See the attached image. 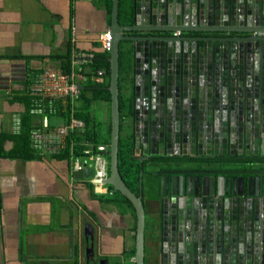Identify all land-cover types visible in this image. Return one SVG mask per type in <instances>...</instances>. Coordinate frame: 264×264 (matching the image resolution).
Here are the masks:
<instances>
[{
  "label": "water",
  "instance_id": "95a60500",
  "mask_svg": "<svg viewBox=\"0 0 264 264\" xmlns=\"http://www.w3.org/2000/svg\"><path fill=\"white\" fill-rule=\"evenodd\" d=\"M120 3L109 29L105 184L134 210L133 263L146 264L150 175L153 264H264V0H133L130 24ZM121 47L132 59L123 121L142 167L138 195L119 172ZM93 237L87 227L88 257L107 264L93 259Z\"/></svg>",
  "mask_w": 264,
  "mask_h": 264
},
{
  "label": "crops",
  "instance_id": "0c3cea01",
  "mask_svg": "<svg viewBox=\"0 0 264 264\" xmlns=\"http://www.w3.org/2000/svg\"><path fill=\"white\" fill-rule=\"evenodd\" d=\"M111 12L110 0H0V264H92L87 227L94 236L96 262L134 264L135 215L127 206L101 201L98 196L109 194L107 185L95 188L73 169L76 159L47 157L32 142L38 159L9 158L21 141L24 119L31 115L33 127L41 119L35 112L45 100L37 93L41 73L50 67L71 73L74 68L66 72L64 66L69 52L72 61L76 53L94 57L104 51L101 39L110 29ZM130 56L123 65L125 86L132 71ZM91 64L78 68L87 77L80 84L85 89L105 82V76L95 81L97 72L105 70H93ZM63 108L59 116L50 114L54 125L68 121L63 114L68 104ZM122 122L121 135L127 139ZM89 167L96 174L93 164ZM100 170L108 178V169ZM143 180L146 264H153L158 182L150 175Z\"/></svg>",
  "mask_w": 264,
  "mask_h": 264
},
{
  "label": "trees",
  "instance_id": "16d2710c",
  "mask_svg": "<svg viewBox=\"0 0 264 264\" xmlns=\"http://www.w3.org/2000/svg\"><path fill=\"white\" fill-rule=\"evenodd\" d=\"M113 1L110 0V11L112 10ZM132 12H133V0H121L119 7V20L121 24H130L132 23ZM71 54L64 57V66L66 72H71L72 70V61L70 58ZM126 51L121 47L120 50V109H121V120L126 116L127 112V99H125L122 93L121 80L123 79V65L126 62L127 58ZM92 69H104L105 70V82L102 84L91 83L84 91L80 92L79 101L75 104L74 118L77 120H82L86 123V130L81 133L72 134L67 141L66 150L58 157L57 160L63 161L81 158L87 151H90L89 147L91 146L92 153L95 155L97 153L98 146L104 145L109 148L110 142V93L108 92L109 86V74H110V63H109V52L102 51L97 52L92 59ZM99 103H105L107 109L109 110V120L101 121L98 120L93 112V108L96 107ZM61 110V109H60ZM59 111V110H58ZM60 112V111H59ZM58 112V113H59ZM70 104H68V109L64 114L65 120L70 118ZM33 117L29 115L24 119L23 131L20 135V143L11 153H9L10 159H23L26 161H31L38 159V154L33 151L31 147V131L36 127H33ZM122 127V125H121ZM122 130V129H121ZM2 151V147L0 148ZM103 159L108 157L103 156ZM119 172L120 175L127 185V187L136 195L140 193L139 190V180L140 174L142 172L141 165L134 161L131 154V147L128 139L120 136V145H119ZM104 161V160H103ZM109 196H98L101 201L107 203L115 204L118 206H127L132 213L134 210L128 200L121 196L117 192H113L112 188L109 187ZM135 215V214H134Z\"/></svg>",
  "mask_w": 264,
  "mask_h": 264
},
{
  "label": "built area",
  "instance_id": "2783aa9c",
  "mask_svg": "<svg viewBox=\"0 0 264 264\" xmlns=\"http://www.w3.org/2000/svg\"><path fill=\"white\" fill-rule=\"evenodd\" d=\"M102 48L104 51H109L112 45V35L107 31L102 36ZM93 55L90 54H74L72 58V67L74 68L71 73H65L62 70L55 68H46L41 73L37 80V93L44 97L38 103V108L35 112L40 116V120L36 127L31 131L32 147L47 157H58L67 148L68 138L75 133L81 134L86 130V123L84 121L74 118L75 104L78 103L80 97V84L86 81V76L78 69L82 65L92 62ZM77 69V71H76ZM83 76H82V75ZM104 71H98L95 81L100 82L104 76ZM49 99V103L44 101ZM64 104H70V118L68 121H63L59 125H54L53 119L50 118L54 114L59 116L60 112L64 109ZM63 106V107H62ZM61 109V110H60ZM60 112H59V111ZM59 112V113H58ZM53 114V115H52ZM108 147L101 145L97 148V153L94 155L92 150L87 151L81 159L72 160L74 165L73 169L77 172L84 173L85 160L93 166H98L96 174L90 177V182L95 188H103L106 186V174L100 168L103 166L102 155L106 154ZM93 174V173H92Z\"/></svg>",
  "mask_w": 264,
  "mask_h": 264
},
{
  "label": "rangeland",
  "instance_id": "374dc122",
  "mask_svg": "<svg viewBox=\"0 0 264 264\" xmlns=\"http://www.w3.org/2000/svg\"><path fill=\"white\" fill-rule=\"evenodd\" d=\"M124 80L122 79L121 80V87H122V93L126 99L127 97V93L125 91L126 89V86L123 84ZM93 112L95 114V116L97 117L98 120H101V121H108L109 120V110L106 109V107L102 106L101 104H97L96 107L93 108ZM103 166H104V169L105 171L107 172V169H108V160L107 159H104L103 161ZM98 166H94V169H95V173L98 171L97 168Z\"/></svg>",
  "mask_w": 264,
  "mask_h": 264
},
{
  "label": "clouds",
  "instance_id": "9594fccd",
  "mask_svg": "<svg viewBox=\"0 0 264 264\" xmlns=\"http://www.w3.org/2000/svg\"><path fill=\"white\" fill-rule=\"evenodd\" d=\"M109 52V51H108Z\"/></svg>",
  "mask_w": 264,
  "mask_h": 264
}]
</instances>
